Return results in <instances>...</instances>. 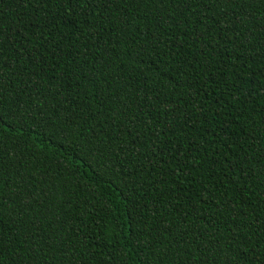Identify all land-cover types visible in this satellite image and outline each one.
<instances>
[{"label":"trees","instance_id":"trees-1","mask_svg":"<svg viewBox=\"0 0 264 264\" xmlns=\"http://www.w3.org/2000/svg\"><path fill=\"white\" fill-rule=\"evenodd\" d=\"M251 9L222 26L173 0H0V88L26 117L0 142V264H264Z\"/></svg>","mask_w":264,"mask_h":264},{"label":"snow or ice","instance_id":"snow-or-ice-1","mask_svg":"<svg viewBox=\"0 0 264 264\" xmlns=\"http://www.w3.org/2000/svg\"><path fill=\"white\" fill-rule=\"evenodd\" d=\"M86 3L87 0H84ZM105 3L108 2V0H104ZM160 3H169L170 0H158ZM179 6L180 3H183L185 5H191L193 3L197 4V7H200L201 5L208 7L209 9V16H212V6L219 8L220 12L222 13V17H217L214 19L213 22L215 23H221L223 26V21H227L229 25L234 23L232 16L229 14V7L235 9L236 19L244 18L247 19L248 16L251 15L252 9L251 4L253 3V0H173ZM238 26V25H237ZM3 34L0 33V50L3 49ZM139 55V53H137ZM43 107V105H41ZM26 117L18 118L16 116H10L7 109L5 108V100H4V93L2 88H0V142H3L6 134L11 130L12 127L18 126L21 124L22 120ZM153 131H155L153 129ZM104 139H107V136L104 137ZM87 146L89 148L92 147L91 140L87 142ZM83 150V149H82ZM120 163H123V161H120ZM95 165L99 170L101 171H109L110 170V162L108 160H101L99 158L93 159L90 161V166ZM3 162L0 161V169L3 168ZM3 172L0 171V203H2V198L4 196L3 192ZM2 219V217H0ZM163 231H171L169 228L162 229ZM185 234H187V230H185ZM3 236V229L0 227V237ZM183 239V237H181ZM2 243V241H0ZM175 250V249H173ZM202 253H206L207 249H202ZM244 252H247L248 249L244 248ZM231 255V254H229ZM0 257H2V252H0ZM231 258L234 260L236 257L233 255ZM195 259L199 260L200 256H196ZM221 264H228V260L225 259L221 261Z\"/></svg>","mask_w":264,"mask_h":264}]
</instances>
